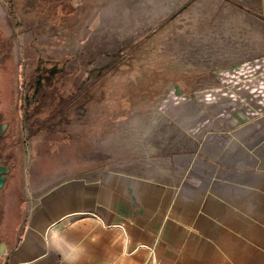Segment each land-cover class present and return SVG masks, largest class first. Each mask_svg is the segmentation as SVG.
I'll list each match as a JSON object with an SVG mask.
<instances>
[{"label":"rangeland","instance_id":"obj_1","mask_svg":"<svg viewBox=\"0 0 264 264\" xmlns=\"http://www.w3.org/2000/svg\"><path fill=\"white\" fill-rule=\"evenodd\" d=\"M27 1L0 0V160L10 167L0 241L17 238L38 185L56 175L152 165L218 115H264L257 0H80L78 12L47 2L66 6L68 21Z\"/></svg>","mask_w":264,"mask_h":264},{"label":"crops","instance_id":"obj_2","mask_svg":"<svg viewBox=\"0 0 264 264\" xmlns=\"http://www.w3.org/2000/svg\"><path fill=\"white\" fill-rule=\"evenodd\" d=\"M209 123L152 165L38 185L3 264H264V115Z\"/></svg>","mask_w":264,"mask_h":264},{"label":"trees","instance_id":"obj_3","mask_svg":"<svg viewBox=\"0 0 264 264\" xmlns=\"http://www.w3.org/2000/svg\"><path fill=\"white\" fill-rule=\"evenodd\" d=\"M34 1V3L37 5V0H33ZM67 2H68V9L70 10V11H75V12H78V9H79V1L80 0H66ZM47 2L48 3H50V0H44L43 1V3L41 4V5H39V7L40 6H44V8L45 9H51V12L54 10V11H58V10H60V12H61V14L58 16V18H57V20H66V21H68V15L69 14H67V17H66V14L64 13V9H66V6L65 7H63V9L62 8H60L58 5H56V4H53V5H48L47 4ZM36 5H35V7H36ZM58 6V7H57ZM38 8V7H37ZM35 9L34 11H36V10H40V8L39 9ZM53 9V10H52ZM35 92L32 94V98H30V101H34V99H35ZM30 101H29V103H30ZM1 240V239H0ZM7 242V244H9L10 242H8V241H6ZM3 264V263H2Z\"/></svg>","mask_w":264,"mask_h":264},{"label":"water","instance_id":"obj_4","mask_svg":"<svg viewBox=\"0 0 264 264\" xmlns=\"http://www.w3.org/2000/svg\"><path fill=\"white\" fill-rule=\"evenodd\" d=\"M5 127H6L5 122L0 123V137L4 133ZM9 170L10 167L8 165L1 164V160H0V190L2 189L5 183L6 175L9 173ZM6 252H7V242L0 241V264H2L3 262L2 257L6 254Z\"/></svg>","mask_w":264,"mask_h":264},{"label":"flooded vegetation","instance_id":"obj_5","mask_svg":"<svg viewBox=\"0 0 264 264\" xmlns=\"http://www.w3.org/2000/svg\"><path fill=\"white\" fill-rule=\"evenodd\" d=\"M32 1V2H31ZM31 1H27L33 8H30V6L27 7V11H30V12H34L35 10V3L33 0ZM1 117H2V114L0 113ZM0 117V123L4 122V120H2V118ZM1 164H6L4 161L1 160Z\"/></svg>","mask_w":264,"mask_h":264}]
</instances>
